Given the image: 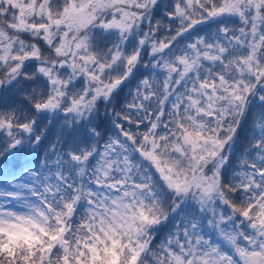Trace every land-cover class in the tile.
Returning <instances> with one entry per match:
<instances>
[{"label": "snow or ice", "instance_id": "snow-or-ice-1", "mask_svg": "<svg viewBox=\"0 0 264 264\" xmlns=\"http://www.w3.org/2000/svg\"><path fill=\"white\" fill-rule=\"evenodd\" d=\"M0 264H264V0H0Z\"/></svg>", "mask_w": 264, "mask_h": 264}]
</instances>
